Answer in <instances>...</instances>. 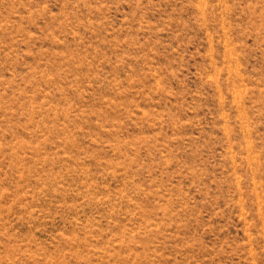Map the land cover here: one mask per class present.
<instances>
[{"label": "rangeland", "instance_id": "374dc122", "mask_svg": "<svg viewBox=\"0 0 264 264\" xmlns=\"http://www.w3.org/2000/svg\"><path fill=\"white\" fill-rule=\"evenodd\" d=\"M0 264H264V0H0Z\"/></svg>", "mask_w": 264, "mask_h": 264}]
</instances>
